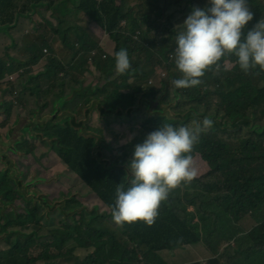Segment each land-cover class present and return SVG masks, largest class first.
<instances>
[{
    "label": "trees",
    "instance_id": "obj_1",
    "mask_svg": "<svg viewBox=\"0 0 264 264\" xmlns=\"http://www.w3.org/2000/svg\"><path fill=\"white\" fill-rule=\"evenodd\" d=\"M262 1L247 0L253 19L245 26V34L263 12ZM68 4L89 22L91 33L73 23ZM206 6L208 0H0V34L18 26L25 15L31 19L36 8L46 10L59 21L57 29L50 22L48 26L71 52L65 63L49 57L38 71L32 67L44 60L45 50H51L48 42L29 48L21 59L4 54L5 59L0 54V79L24 69L19 85H9L21 95L23 89L41 100L53 96L54 85L42 90L40 80L95 77L97 90L92 92L102 100L97 106L88 101L86 113L97 108L103 115L118 113L131 118L132 125L124 131L123 139L133 130L129 149L115 140L107 143L101 136L86 142L71 139L70 168L91 188L105 211L84 206L79 198L72 197L69 205L61 208L65 215L69 212L70 225L65 233L51 227H37L30 234L21 232L12 262L3 264H165L160 252H175L196 243H203L213 254L206 264H264V131L256 130L264 123V71L257 67L245 74L236 63L237 57L230 55L221 59L219 68L206 71L200 85H170L171 80L181 78L175 66L176 36L191 11ZM106 34L115 46L112 55L104 58L101 39ZM12 46L18 43L9 44L8 50ZM122 48L127 50L131 64L125 74L116 70L115 54ZM93 51L96 56L90 62ZM227 63L232 65L230 69ZM157 66L168 76L158 87H152L148 83ZM34 76L37 79L27 83ZM160 104L171 107L179 121L151 116L150 111ZM205 118L213 124L200 134L191 155L193 160L200 155L210 171L172 190L161 202L152 226L141 220L116 225L111 215L116 188L120 184L130 186L127 163L134 146L163 124L191 129ZM104 119L109 124L117 118ZM86 123L90 124L89 120ZM60 140L65 141L63 135ZM105 149L113 156L118 153L121 159L105 156ZM106 160L112 165H106ZM248 216L256 222L250 231L241 225ZM78 250L86 252L84 258L78 256Z\"/></svg>",
    "mask_w": 264,
    "mask_h": 264
},
{
    "label": "clouds",
    "instance_id": "obj_2",
    "mask_svg": "<svg viewBox=\"0 0 264 264\" xmlns=\"http://www.w3.org/2000/svg\"><path fill=\"white\" fill-rule=\"evenodd\" d=\"M208 5L194 8L176 36L175 66L181 78L170 81L175 88L200 85L205 72L219 68L221 59L230 55L237 57L236 63L245 74L257 67L264 71V18L245 34V26L253 19L247 0H208ZM115 61L120 74L131 67L126 49L115 54ZM212 124L208 118L197 121L191 129L163 124L134 146L127 163L130 186L116 188L111 211L116 225L123 227L138 220L147 226L154 224L161 202L196 177L191 153L200 134Z\"/></svg>",
    "mask_w": 264,
    "mask_h": 264
},
{
    "label": "flooded vegetation",
    "instance_id": "obj_3",
    "mask_svg": "<svg viewBox=\"0 0 264 264\" xmlns=\"http://www.w3.org/2000/svg\"><path fill=\"white\" fill-rule=\"evenodd\" d=\"M35 12H38V8ZM56 19L52 15L50 23L55 25ZM42 68L44 67L39 66L38 69ZM39 83L42 90H49L50 85L53 84V96L48 95L41 100L33 96L36 105H40L41 108L28 110V119L20 129L18 139L6 144L5 150L0 148V264L12 262L13 252L20 243L21 232L30 234L37 227H42L44 230L51 227L57 229L58 233L61 230L65 233L70 225L69 212L65 215L61 208L65 209L71 198L75 197L69 193H62L59 199L51 200L49 196L34 190L33 182L24 184L15 162L7 153L20 154L21 159L35 156L39 147L37 145L40 144L46 147L69 173L74 174L69 165L71 139L81 138L86 142L101 136L86 123L87 120L92 122L93 115H97L98 121L103 123L104 116L107 118L113 116L117 119L110 120L109 124L126 125L127 128L132 125L131 118L118 113L103 115L97 108L86 113L85 106L88 101L97 106L102 100L99 94L92 92L97 90L95 79L57 77L49 82L40 80ZM6 91L0 88V125L11 121L12 114L15 115L14 121L21 118L26 106L25 102L22 104L21 93L16 99H12L6 96ZM77 104L78 107H72ZM46 107H50L51 111L47 112ZM12 135L13 131L10 130L6 138L10 140ZM61 135L65 138L63 142L60 140ZM105 164L112 165L109 160H106ZM89 190L91 191V188ZM17 202H21L22 205L18 206ZM66 246H69L68 242Z\"/></svg>",
    "mask_w": 264,
    "mask_h": 264
},
{
    "label": "rangeland",
    "instance_id": "obj_4",
    "mask_svg": "<svg viewBox=\"0 0 264 264\" xmlns=\"http://www.w3.org/2000/svg\"><path fill=\"white\" fill-rule=\"evenodd\" d=\"M131 1L134 2L135 0ZM138 1L141 2V0ZM262 2L264 3V0ZM67 8L70 11L69 17L73 23L84 27L88 33H91L92 30L89 27V22L82 18L81 13H77V11L73 10L71 4H68ZM35 11L36 10L33 11L34 15L31 19L28 18V15H25L26 18L21 17L19 19L18 26H14V28H12L9 32L0 34V54H2L5 59L6 57L4 54L12 58L16 57L21 59V56H25V52H27L29 48L35 45L40 47L43 43L48 42L50 44L51 50H48L47 53H44V60L40 65L45 67V65L48 63L49 57H55L58 61L65 63L66 58L71 56V52L62 46L57 35H55V33H53L48 26L47 22H50L51 13L48 15L46 10L39 12V9L38 12ZM50 24L55 29L59 28V26H54L52 22ZM13 42L18 43V46H12V48L8 50V45L13 44ZM114 46L115 45H113L111 41L109 42V48L106 46V43H104L105 53L108 55L109 52H111L110 55H112ZM170 60L173 62L171 58ZM226 67L230 69L232 65L227 63ZM38 68L39 66H37L36 69L32 68V70L37 71L39 70ZM158 68L159 66L156 67V69ZM166 75L168 76L167 71L161 67L156 71L154 76L150 78L148 83L149 86L151 85L152 87H158L161 83V80L166 78ZM87 78L94 79L92 77H86V79ZM36 79V76L29 77L27 79V83H33V81ZM16 84L19 85V82ZM0 88L8 91L12 90L11 85H3L0 86ZM22 91V104L25 102L26 106L21 113V118H18V121H14L15 115L12 114L11 121L0 125V148L2 150H5L6 144H8L11 140L18 139L20 135V129L28 119V110L37 107L41 108L40 105H36L34 98L28 92H25L23 89ZM46 111L50 112L51 108L46 107ZM150 115L155 117L165 116L175 122L179 121V119L174 117L171 107H168L165 104L156 105L154 109L150 111ZM89 125L91 128L100 133L101 138L105 139L107 143H111L115 140L117 144H122V148L129 149L133 146L131 142H127L129 137L132 138L133 130H131L127 138H122L124 131L129 130V127L127 128L126 125L116 123L106 124L105 122L101 123L98 121L97 115H93V121L90 122ZM260 127L264 128V123L260 125ZM10 130L13 131V135L11 136V139L8 140L6 135ZM112 132H115L114 138L112 137ZM37 146L39 147L35 156L24 157L21 159L20 154L11 155L7 153L10 159L15 162L17 170L19 173H21V178L24 184L33 182V187L35 188L34 190H37L42 195L49 196L51 200L59 199L62 193H69L71 196L79 198L85 206L89 208L98 206L100 212L105 211V208L97 199L96 195L91 192L76 175L69 173L67 169L61 164V162L46 147L40 144ZM97 149L99 150V147ZM104 154L111 159H114L115 157H117L118 160L121 159L118 153H114L115 156H113L107 149H105ZM131 157L132 155L129 156L128 160H130ZM193 166L197 170L196 178L201 177L210 171L208 164L203 161L200 155H197L193 160ZM17 205L20 206L22 204L21 202H17ZM106 224L109 225L108 222H106ZM242 224L243 220L241 221V225ZM77 254L81 258H84L86 252L83 250H78ZM159 254L162 256V258L166 259L168 264H182L193 259L190 257L188 252L183 250H177L175 252L163 251Z\"/></svg>",
    "mask_w": 264,
    "mask_h": 264
},
{
    "label": "crops",
    "instance_id": "obj_5",
    "mask_svg": "<svg viewBox=\"0 0 264 264\" xmlns=\"http://www.w3.org/2000/svg\"><path fill=\"white\" fill-rule=\"evenodd\" d=\"M264 12V10H263ZM263 12L261 13V15L256 18L251 26H250V29L261 19V18H264L263 17ZM82 15V14H81ZM58 21V20H57ZM54 26H59V21L58 23L56 22L55 20V25ZM109 39L108 37L105 38V36L101 39V44L103 45L104 43H106V46L109 48ZM7 46V45H6ZM111 52H109L108 55H110ZM105 55H107L105 53ZM42 66V65H40ZM44 67V66H43ZM96 80L95 77H92ZM194 208L191 207V210H193ZM242 226L247 230V231H250L252 230L255 226H256V222L251 218V217H246L243 219V224ZM179 250H183L185 252H188L190 254V257L193 258L192 260L190 261H187L185 263H182V264H191V263H196V262H201L203 264H205L209 259H211L213 257V254L212 252H210L208 250V248L203 244V243H196V244H192V245H189L183 249H179ZM159 257L160 259L165 263V264H168V262L166 261V259L162 258V256L159 254Z\"/></svg>",
    "mask_w": 264,
    "mask_h": 264
},
{
    "label": "built area",
    "instance_id": "obj_6",
    "mask_svg": "<svg viewBox=\"0 0 264 264\" xmlns=\"http://www.w3.org/2000/svg\"><path fill=\"white\" fill-rule=\"evenodd\" d=\"M98 1H101V0H98ZM122 25L125 27L126 26V22H123ZM108 37V34L105 35V38ZM48 50H45V53H47ZM96 56V51H93L92 52V55H91V58H90V62L93 61V57ZM104 58H107V55H104L103 56ZM171 59L174 58V55H171L170 56ZM42 62L39 63L38 66H40ZM11 65V63H8V67ZM33 68V67H32ZM24 69H19L13 73H10L9 75H7L4 79H0V86H3V85H9V84H16L18 82V77L20 75H23L24 74ZM20 91L18 89H15V90H11V91H6V96L8 97H11L12 99H16L19 95Z\"/></svg>",
    "mask_w": 264,
    "mask_h": 264
},
{
    "label": "water",
    "instance_id": "obj_7",
    "mask_svg": "<svg viewBox=\"0 0 264 264\" xmlns=\"http://www.w3.org/2000/svg\"><path fill=\"white\" fill-rule=\"evenodd\" d=\"M56 22L58 23L57 19H56ZM261 129H264V128H261V127H257L256 130L259 131V132H262L264 130H261Z\"/></svg>",
    "mask_w": 264,
    "mask_h": 264
}]
</instances>
